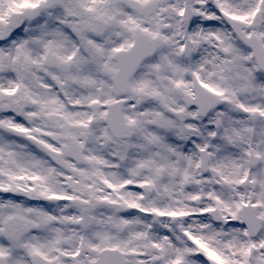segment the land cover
<instances>
[{"label":"snow or ice","instance_id":"snow-or-ice-1","mask_svg":"<svg viewBox=\"0 0 264 264\" xmlns=\"http://www.w3.org/2000/svg\"><path fill=\"white\" fill-rule=\"evenodd\" d=\"M0 264H264V0H0Z\"/></svg>","mask_w":264,"mask_h":264}]
</instances>
